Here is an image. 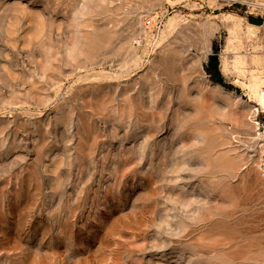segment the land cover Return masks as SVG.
Here are the masks:
<instances>
[{
    "label": "rangeland",
    "instance_id": "1",
    "mask_svg": "<svg viewBox=\"0 0 264 264\" xmlns=\"http://www.w3.org/2000/svg\"><path fill=\"white\" fill-rule=\"evenodd\" d=\"M256 118L264 0H0V264H264Z\"/></svg>",
    "mask_w": 264,
    "mask_h": 264
},
{
    "label": "trees",
    "instance_id": "2",
    "mask_svg": "<svg viewBox=\"0 0 264 264\" xmlns=\"http://www.w3.org/2000/svg\"><path fill=\"white\" fill-rule=\"evenodd\" d=\"M250 23L257 26L263 25L262 19L251 18ZM208 73L212 76L216 81L223 83L222 75L219 71V59L218 56H212L210 59V63L208 65Z\"/></svg>",
    "mask_w": 264,
    "mask_h": 264
},
{
    "label": "built area",
    "instance_id": "3",
    "mask_svg": "<svg viewBox=\"0 0 264 264\" xmlns=\"http://www.w3.org/2000/svg\"><path fill=\"white\" fill-rule=\"evenodd\" d=\"M149 24H151V23H149ZM255 125H256V127L258 128V130L261 132L262 130H263V132H264V121H263V119H255Z\"/></svg>",
    "mask_w": 264,
    "mask_h": 264
}]
</instances>
